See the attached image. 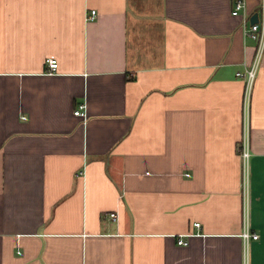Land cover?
Masks as SVG:
<instances>
[{"label":"crops","instance_id":"1","mask_svg":"<svg viewBox=\"0 0 264 264\" xmlns=\"http://www.w3.org/2000/svg\"><path fill=\"white\" fill-rule=\"evenodd\" d=\"M232 2L0 0V264H264V50L244 215Z\"/></svg>","mask_w":264,"mask_h":264},{"label":"built area","instance_id":"2","mask_svg":"<svg viewBox=\"0 0 264 264\" xmlns=\"http://www.w3.org/2000/svg\"><path fill=\"white\" fill-rule=\"evenodd\" d=\"M258 14L257 21L250 23L249 18L252 14L247 12L246 0H233L231 15L240 16L242 18L241 26L244 37L251 39L255 43L254 53L249 63L243 64V70L237 71L236 76L244 81V93H243V104H242V125H241V139L238 143V152L241 159L242 168V195H243V210L246 215L247 210V194H248V160L250 157V123H249V107H250V96L253 88L256 72L260 64L262 53L264 50V0H259L257 10ZM96 11L90 9L86 12V21L95 19ZM57 60L54 58L47 59L48 73H53L57 69ZM74 115L81 118L86 117L84 110L76 109ZM109 217L112 220L117 219L116 213H110ZM196 226L199 223H195ZM241 238L244 243V247L250 239L256 240L259 235L255 232H251L248 227H244L241 233ZM177 243L185 245L187 242L181 236L178 238Z\"/></svg>","mask_w":264,"mask_h":264},{"label":"water","instance_id":"3","mask_svg":"<svg viewBox=\"0 0 264 264\" xmlns=\"http://www.w3.org/2000/svg\"><path fill=\"white\" fill-rule=\"evenodd\" d=\"M257 18H258V14H257V12H254L249 18L250 23L256 22Z\"/></svg>","mask_w":264,"mask_h":264}]
</instances>
